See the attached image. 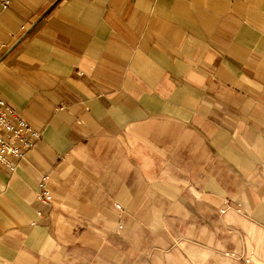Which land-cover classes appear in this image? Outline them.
I'll list each match as a JSON object with an SVG mask.
<instances>
[{
  "label": "crops",
  "instance_id": "1",
  "mask_svg": "<svg viewBox=\"0 0 264 264\" xmlns=\"http://www.w3.org/2000/svg\"><path fill=\"white\" fill-rule=\"evenodd\" d=\"M4 1L0 264L264 263V0Z\"/></svg>",
  "mask_w": 264,
  "mask_h": 264
},
{
  "label": "built area",
  "instance_id": "2",
  "mask_svg": "<svg viewBox=\"0 0 264 264\" xmlns=\"http://www.w3.org/2000/svg\"><path fill=\"white\" fill-rule=\"evenodd\" d=\"M10 0H5L2 8L7 9ZM43 132L34 128L1 94H0V163L15 172V160L24 158L42 139ZM39 200L51 202L52 194L40 184L37 194ZM228 255L235 256V252ZM251 262V259H247Z\"/></svg>",
  "mask_w": 264,
  "mask_h": 264
},
{
  "label": "rangeland",
  "instance_id": "3",
  "mask_svg": "<svg viewBox=\"0 0 264 264\" xmlns=\"http://www.w3.org/2000/svg\"><path fill=\"white\" fill-rule=\"evenodd\" d=\"M233 252H235V251H233ZM261 256L264 257V249L261 250ZM258 264H264V263L262 261H260V263H258Z\"/></svg>",
  "mask_w": 264,
  "mask_h": 264
}]
</instances>
